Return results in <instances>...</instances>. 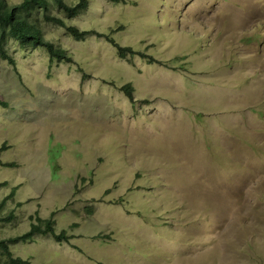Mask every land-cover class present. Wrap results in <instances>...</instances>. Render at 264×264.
<instances>
[{"label": "rangeland", "instance_id": "obj_1", "mask_svg": "<svg viewBox=\"0 0 264 264\" xmlns=\"http://www.w3.org/2000/svg\"><path fill=\"white\" fill-rule=\"evenodd\" d=\"M13 5L21 0H4ZM77 1V0H72ZM71 56H0V237L32 264H264V0H89ZM130 83L132 99L121 90ZM12 213L9 220H3ZM3 257L0 255V264Z\"/></svg>", "mask_w": 264, "mask_h": 264}, {"label": "trees", "instance_id": "obj_2", "mask_svg": "<svg viewBox=\"0 0 264 264\" xmlns=\"http://www.w3.org/2000/svg\"><path fill=\"white\" fill-rule=\"evenodd\" d=\"M119 1V0H114ZM89 0H21L20 2L9 5L4 0H0V56L6 59L11 65L15 66V60L8 53L6 43L10 39H14L19 44L26 47H44L49 53L50 60L58 59L63 61H71V56L62 47L46 38L43 33L41 18L49 23L62 26L76 40L84 39L90 34L103 36L115 48L120 58L130 60L135 54L147 58L150 62L155 58L146 54L144 51L133 49L131 46L119 45L113 37L114 29L109 33H99L95 30H81L77 26L68 24L64 18L56 12L60 11L68 17H73L88 7ZM121 90L127 97L132 99L133 88L130 83L122 85ZM1 104V101H0ZM5 183H0V186ZM4 202L0 201V213L3 212ZM12 213H7L3 220H9ZM55 221L51 217L37 218L30 224L29 229L22 233L9 238L0 237V255L3 257L2 264H32L29 260L18 256H13L10 245L18 241L32 240L38 234H49L56 241L68 240L66 231L62 230L56 233Z\"/></svg>", "mask_w": 264, "mask_h": 264}]
</instances>
